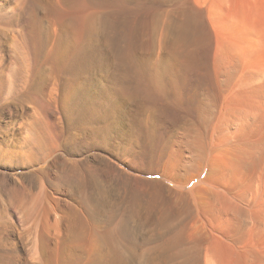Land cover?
<instances>
[{"label": "rangeland", "instance_id": "1", "mask_svg": "<svg viewBox=\"0 0 264 264\" xmlns=\"http://www.w3.org/2000/svg\"><path fill=\"white\" fill-rule=\"evenodd\" d=\"M0 264H264V0H0Z\"/></svg>", "mask_w": 264, "mask_h": 264}, {"label": "bare ground", "instance_id": "2", "mask_svg": "<svg viewBox=\"0 0 264 264\" xmlns=\"http://www.w3.org/2000/svg\"><path fill=\"white\" fill-rule=\"evenodd\" d=\"M242 93H243V92H242ZM245 95H246V94H245ZM233 104H235V103H233ZM255 107H256V106H255ZM241 111H242V110H241ZM235 114H236V113H235ZM244 114H245V113H244ZM256 115H257V114H256ZM251 118H252V117H251ZM236 119H237V118H236ZM232 121H233V120H232ZM240 121H241V120H240ZM243 121H244V120H243ZM235 122H236V121H235ZM247 122H248V121H247ZM240 123H241V122H240ZM217 125H218V124H217ZM240 131H242V130H240ZM238 132H239V131H238ZM232 133H233V132H232ZM240 134H241V133H240ZM189 139H190V138H189ZM186 140H187V139H186ZM180 142H181V141H180ZM199 142H200V141H199ZM187 143H188V142H187ZM187 143H186V144H187ZM183 144H184V143H183ZM186 144H185V145H186ZM179 145H180V144H179ZM183 146H184V145H183ZM188 146H189V145H188ZM193 146H194V144H193ZM186 147H187V145H186ZM203 147H204V146H203ZM181 148H182V146H181ZM184 148H185V147H184ZM241 148H242V147H241ZM241 148H240V149H241ZM182 149H183V148H182ZM187 150H188V149H183V150L181 151L182 153H181L180 155H183V156H184L183 153H184L185 151H187ZM188 151H189V150H188ZM188 151H187V152H188ZM193 151H194V149H193ZM191 153H192V152L189 151L188 154H191ZM192 154H193V153H192ZM192 154H191V155H192ZM173 155H174V154H173ZM183 156H180V157L183 159ZM188 157H189V155H188ZM192 157H193V156H192ZM194 157H196V155H195ZM198 157H200V156H198ZM173 159H174V158H173ZM187 159H188V158H187ZM213 160H214V159H213ZM213 160H212V161H213ZM180 161H181V160H180ZM183 161H184V159H183ZM214 161H215V160H214ZM218 162H219V161H218ZM180 163H181V162H180ZM191 163H192V162H191ZM213 163H214V162H213ZM174 164H175V163H174ZM174 164H173V165H174ZM176 164H177V163H176ZM183 164H184V163H183ZM216 164H217V163H216ZM181 165H182V164H181ZM192 165H193V164H192ZM197 165H198V164H197ZM194 166H195V165H194ZM213 168H214V167H213ZM236 168H237V167H236ZM214 169H215V168H214ZM211 172H212V170H211ZM214 174H215V173H214Z\"/></svg>", "mask_w": 264, "mask_h": 264}]
</instances>
